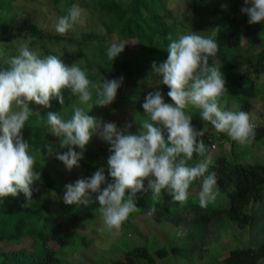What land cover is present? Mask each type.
<instances>
[{
  "label": "trees",
  "instance_id": "16d2710c",
  "mask_svg": "<svg viewBox=\"0 0 264 264\" xmlns=\"http://www.w3.org/2000/svg\"><path fill=\"white\" fill-rule=\"evenodd\" d=\"M62 1L64 0H52L57 7L56 12H53L56 17L66 15L73 4H78L90 18L96 19L100 25L99 28L69 31L67 34L61 35L47 26L40 25L35 20H29L25 21L14 34V37L20 35L23 42L17 40L18 42L14 43L27 44L30 49L39 50L41 56L60 57L67 66L76 63L85 71L87 78L93 84L102 83L104 78L110 80L125 73L127 77L117 91V99L109 106H94V108L98 112V119H103L104 122H116L115 124L134 122L127 129V133L138 134L141 127L139 123L148 119L142 107L148 92L142 86L140 73L143 74V72L151 70L153 62L159 65L167 59V48L170 43L167 37L169 35L175 39L178 33L187 34L179 29L176 16L170 8L169 4L175 0H65L66 4L64 5H62ZM188 1L194 23L196 26H200L207 13L212 12L210 5L214 0ZM234 1L238 8L241 9L244 6V0ZM4 2L8 8L4 10L3 19H0V43L7 41L5 36L13 31L8 13L12 10L15 0H4ZM215 15L216 10L212 12L211 16ZM168 17L171 20H168ZM212 20L213 23L216 22L217 28L213 36L208 38L218 44V52L216 56L209 57V65L221 67L228 89L225 94L242 96L240 109L249 113L256 107L257 99L260 98L257 77L264 74V38L255 37L249 44L248 54L244 59L247 62V67L240 71L238 70L240 60L238 50L242 47L245 27L251 26L248 23L247 15L229 10L220 19L216 20L214 17ZM113 35L127 43L124 51L114 61L107 57V48L113 42ZM134 39L138 43L139 52L130 55L128 41ZM10 46V44L6 45L1 50L0 68L10 67L8 61L19 54V51L15 52V49ZM161 89L166 102L172 103L171 98L167 96L170 90L168 86L163 84ZM63 94L65 97L63 105L57 99H53L50 101L51 108L42 106L38 111L39 114L34 110L24 128L36 120H47L46 115L49 111L58 112L60 115L78 97L68 89H65ZM92 98L93 102L97 98L95 88H92ZM34 105L31 104V108ZM191 115L192 125L197 130L205 129L203 137L199 139L204 141L206 151L203 156L194 153L192 160L189 161V166H195L204 160L210 161L208 172L205 175L211 172L215 173L217 180V184L214 186L215 191L221 194L222 198L215 199L214 202L208 204L207 208H201L199 206L201 180H196L190 185L185 204L172 201L166 193H162L161 197L155 200L150 192L137 193L135 201L137 210L130 213L128 221L137 220L142 215L139 214L140 212H150L147 215H150L158 223L167 222L173 228L183 226L187 230L186 234L181 235L185 237L183 244L174 243L171 247L162 246L157 250L156 255L161 259L169 254H190L194 250L202 249L201 246L208 239L210 224L215 225L216 238H220L230 224L236 225L242 230L248 229L257 221L256 214L251 212V202L264 200V163L259 160H237L233 156L235 141H232L229 152H220L211 156L212 149H216L217 144L220 146L224 144L227 136L223 133H215L216 130L209 122L201 120L200 112ZM55 139L57 141L56 151H66V148L59 147L58 138L55 137ZM260 140H264V125L255 124L253 141ZM108 148V144L97 135H93L86 145L84 159L80 161V167H74L68 171L65 165H60L57 178L36 160L34 170L41 173V178L36 182L35 186L39 191L33 192V200L26 205L25 196L20 193L17 197L9 196L0 202V264H71L67 257L61 254L63 253L62 249H65L74 239V235L67 231L59 232L56 222L65 213L61 211L60 215L56 214L58 218H55L56 224L52 226L53 228L48 226L52 220H44L43 216L46 210L53 211L54 209L49 206L51 192L55 191L61 196L66 189L64 187L63 192L62 190V193L59 192L58 179L60 178L65 177L61 179L60 183V186H65L67 181L72 180L74 183L77 179L90 177L95 171L103 168L108 182H112V178L108 175L107 161L110 155ZM146 186L147 181H145ZM222 199L226 201L225 204ZM59 200L61 203L62 198ZM98 208V202H93L88 207L75 205L73 212L70 211L71 214L66 213L79 224L78 228H86L88 221L83 217L89 215V217L96 218L95 214ZM103 231L98 226L91 228V233ZM176 236L181 237L178 233ZM26 237L32 239L31 247L7 249L10 245L20 242ZM187 237L189 240H186ZM48 238L54 239L58 248H54ZM80 238L84 242L86 241L84 235ZM120 242L123 241L119 240ZM117 246L119 248L113 251L97 248L92 250L96 255L100 252L110 255L122 251L120 249L122 244ZM124 254L122 259L113 260L111 264H138L140 260H144L148 264L157 263L156 257L147 245L129 246L125 248ZM262 261H264V241L256 246H236L216 264H262Z\"/></svg>",
  "mask_w": 264,
  "mask_h": 264
},
{
  "label": "clouds",
  "instance_id": "9594fccd",
  "mask_svg": "<svg viewBox=\"0 0 264 264\" xmlns=\"http://www.w3.org/2000/svg\"><path fill=\"white\" fill-rule=\"evenodd\" d=\"M221 7L227 10V5ZM241 13L247 15L249 24H264V0H244ZM85 23L84 10L73 4L66 15L58 18L56 32L65 35ZM167 38L168 57L159 65L153 62L151 71L160 77V84L170 89L167 96L172 103L165 102L159 89L148 92L142 104L148 119L139 123L138 134L127 133L131 124L121 130L114 122L88 114L94 106L106 107L115 101L123 77L104 78L102 83L93 84L76 63L67 66L60 57L41 56L27 44L21 45L19 54L8 61L10 67L0 68V202L23 193L27 205L33 200V192L39 191L35 185L41 173L34 170L36 157L30 154V144L22 129L33 114L31 104L51 108L50 101L57 99L63 105L65 89L78 96L87 111L74 105L68 119L58 112L47 113L49 132L58 138L59 147L67 150L54 151L49 145L45 156L63 162L68 171L79 168L86 145L97 135L109 145L108 175L112 178L108 182L104 169L100 168L90 177L66 184L63 197L66 205L88 207L98 202L97 212L104 227L118 237L130 213L137 210V193L150 192L154 200L166 193L172 201L185 204L190 185L201 180L199 206L207 208L214 202L218 195L213 190L216 175L214 172L205 175L211 162L204 160L189 166L193 154L203 156L206 146L199 139L205 129L197 130L186 110L199 109L202 121L241 144L254 140L255 124L248 113L219 106L228 89L221 67L209 65V57L218 52L213 39L196 32ZM126 45L110 43L108 59L114 61ZM92 88L96 90L94 102Z\"/></svg>",
  "mask_w": 264,
  "mask_h": 264
},
{
  "label": "rangeland",
  "instance_id": "374dc122",
  "mask_svg": "<svg viewBox=\"0 0 264 264\" xmlns=\"http://www.w3.org/2000/svg\"><path fill=\"white\" fill-rule=\"evenodd\" d=\"M66 4V1H62V5ZM170 8L173 10L174 16L177 19V25L179 29L183 32L189 34L191 32H196L197 34L210 37L213 36L216 26L212 18L215 17L216 20L220 19L221 16L225 15L229 10H234L235 13L240 14L241 9L237 7L234 0H214L210 5V10L213 12L216 10V15L211 16L212 12L207 13V16L203 19L200 26H196L192 18L191 8L188 0H175L172 4L170 3ZM221 5H227V10L222 9ZM4 0H0V19H3L4 13L8 6L6 7ZM56 6L53 4L52 0H15L13 2V8L8 13L10 22L12 25V33L5 36L7 41L0 43V53L2 48L6 45H11L15 52H17L22 45V43H14L15 41L23 42L22 38L16 36L17 29L23 26L25 21L35 20L42 26H47V28L54 30L56 32V24L58 22V17L53 14L56 12ZM85 25L83 27L77 26L74 30L70 31H80L90 28H99V24L96 19L89 17L88 13L84 10ZM168 20H171L168 17ZM94 24V25H93ZM263 39L264 38V24L257 23L251 24L249 28L244 29V39L242 42V47L238 50L239 63L238 70L243 71L247 67V62L244 60L248 54V46L254 38ZM15 38V39H14ZM27 39V38H26ZM24 39V40H26ZM112 41L116 43H125L123 40L119 39L116 35H113ZM17 41V42H18ZM130 55H135L139 52V46L137 41L129 40L128 41ZM58 47V46H57ZM39 52V50H37ZM123 77V81L127 75L124 73L121 76L113 77L112 79H119ZM140 80L143 88L146 92L155 91L159 89L162 92V85L160 84V77L152 72L151 70L140 73ZM111 80V79H110ZM122 81V82H123ZM258 89L260 98L257 99L256 107L249 112L250 119L256 125H264V74L260 77H257ZM117 99V97H116ZM115 99V100H116ZM165 102L166 98L164 97ZM243 98L240 95H229L225 94L220 98L219 106L223 110L240 112L241 102ZM93 102V98H92ZM84 107L87 111V106L83 105L79 101V97H76L74 101L60 114L64 119H68L73 114V106ZM31 107V106H30ZM42 106L34 105L33 110L39 111ZM190 114L200 112L199 109L190 107L186 110ZM90 116L98 118V112L93 107L92 110L88 113ZM116 123V122H115ZM131 122L129 124H133ZM117 127L121 130L125 129L127 124L118 123ZM23 137L30 144V154L36 157V160L45 168L52 176L58 177V169L60 165H64L63 162L56 160L54 158L47 159L45 152L49 145H51L56 151L57 141L55 136L49 132V127L47 120H36L32 122L27 128L22 130ZM217 131H215L216 133ZM225 134V133H223ZM216 135V134H215ZM227 140L221 146L217 144L216 149H212L211 156L216 155L220 152H229L232 141L227 134ZM234 154L235 158L239 161H255L259 160L264 163V140L252 141L250 144L245 143L241 144L238 141H235ZM60 170V169H59ZM61 173V172H60ZM61 177V176H60ZM65 178V177H64ZM58 179V190L63 192L65 186H60L61 179ZM68 183H73L72 180L67 181L64 185ZM215 191V187L213 189ZM64 192L59 196L57 192H51V197L49 200V206H51L53 211L46 210L45 215L43 216L44 220H52L48 226L51 228L57 222L59 232H71L74 235V239L63 250L61 255L66 256L71 264H111L113 260L122 259L124 257V251L127 247H132L133 245H147L149 250L156 257V264H216L219 260L224 258L229 254L230 250L236 246H256L261 241H264V200H253L251 202V212L256 214V222L253 226H250L246 230L240 229L236 225L230 224L228 228L223 232L220 238H216L215 225L210 224L209 235L205 244L201 247L202 249L194 250L190 254H169L167 257L161 259L156 255L157 250L162 248V246L171 247L174 243L183 244L184 238L181 235L186 234L187 230L185 227L173 228L170 223L162 222L158 223L152 217H150V212H140L142 214L134 221H125L122 225V233L118 237L112 235L103 225L102 220L100 219L99 214L96 212L94 217H89L85 215L83 218L87 219L88 223L86 228H78L79 224L76 223L71 217L67 216L73 212L75 204L66 205L63 201ZM216 192V191H215ZM60 198L62 202L60 203ZM222 198L221 194H218L216 199L219 200ZM225 204V200L222 199ZM227 204V203H226ZM54 206V207H53ZM52 210V209H51ZM55 210V211H54ZM61 211L65 215L55 222V218H58L56 214H61ZM67 212V213H66ZM84 215V214H83ZM88 216V217H87ZM87 217V218H85ZM191 217V216H190ZM54 218V219H52ZM90 218V219H88ZM54 220V221H53ZM98 223V225H96ZM98 226V228L104 229L100 233H91V228ZM53 228V227H52ZM78 228V229H77ZM84 233V234H82ZM179 236L177 237L176 234ZM85 236L86 241L82 240L80 236ZM94 236V237H93ZM50 244L54 248H58V245L55 243L54 239L48 238ZM93 240L92 242H90ZM117 240V241H116ZM119 240L123 241L119 243ZM186 240H189L187 237ZM116 243L114 244V242ZM119 243V244H118ZM122 244V251H117L114 254L105 253H94L92 249L97 248L104 251H113L114 249L119 248L117 245ZM32 245V239L26 237L20 242L14 243L7 247L9 250L18 249V248H29ZM126 246V247H125ZM138 264H148L144 260L138 261ZM264 264V261H262Z\"/></svg>",
  "mask_w": 264,
  "mask_h": 264
},
{
  "label": "built area",
  "instance_id": "2783aa9c",
  "mask_svg": "<svg viewBox=\"0 0 264 264\" xmlns=\"http://www.w3.org/2000/svg\"><path fill=\"white\" fill-rule=\"evenodd\" d=\"M214 147H215V145H214Z\"/></svg>",
  "mask_w": 264,
  "mask_h": 264
}]
</instances>
